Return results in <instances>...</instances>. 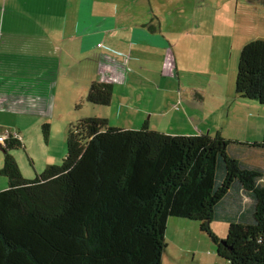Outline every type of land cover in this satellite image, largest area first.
I'll return each mask as SVG.
<instances>
[{
  "label": "trees",
  "instance_id": "16d2710c",
  "mask_svg": "<svg viewBox=\"0 0 264 264\" xmlns=\"http://www.w3.org/2000/svg\"><path fill=\"white\" fill-rule=\"evenodd\" d=\"M235 90L264 104V38L242 47ZM113 93L112 82H93L88 101L109 105ZM66 143L61 164L29 179L9 152L23 139L5 140L0 264H163L169 217L199 221L229 264H264V165L249 163L264 141L124 129L95 116L70 124ZM214 220L230 223L226 237Z\"/></svg>",
  "mask_w": 264,
  "mask_h": 264
},
{
  "label": "crops",
  "instance_id": "0c3cea01",
  "mask_svg": "<svg viewBox=\"0 0 264 264\" xmlns=\"http://www.w3.org/2000/svg\"><path fill=\"white\" fill-rule=\"evenodd\" d=\"M257 1L0 0V114L25 104L52 111L50 94L57 91L58 77L70 85L90 74L84 92L93 82L113 83L114 113L97 114L109 122L112 114L132 126L147 113L145 124L153 117L168 119L170 111L175 116V99L168 93L179 90L173 109L195 127L178 134L200 130L242 142L264 141V104L235 90L242 47L264 38V3ZM146 24L158 28L152 31ZM100 42L112 48L98 47ZM21 130L0 128V136L22 138ZM257 155L261 160L249 163L261 162L264 153ZM4 159L0 156V169ZM1 177L0 190L9 186Z\"/></svg>",
  "mask_w": 264,
  "mask_h": 264
},
{
  "label": "rangeland",
  "instance_id": "374dc122",
  "mask_svg": "<svg viewBox=\"0 0 264 264\" xmlns=\"http://www.w3.org/2000/svg\"><path fill=\"white\" fill-rule=\"evenodd\" d=\"M257 2L261 5L264 0H258ZM108 48L112 47L107 44L106 49ZM237 71L238 66L235 75ZM103 74L106 75L105 73ZM86 78L91 79L90 74L81 80L73 79L69 85L67 80L63 83V79L58 77L57 84L59 83V86H57V91H53L50 94L52 102L55 104L51 106L53 107L52 111L43 107L39 110H32L27 108V104H25L22 110L9 109L5 113L0 114V128L5 130L4 133H10L14 128L23 130L21 132L23 133L24 146L10 149L9 152L16 158L21 173L25 178H35L49 164L62 163L67 152L66 141L70 124L86 117H95L101 110H111L110 113H114L110 104L94 105L88 101L89 89L93 83L90 84L87 92L82 91V84ZM176 92L178 93H168L169 100H172L174 96V104L179 101V98H177L180 95L179 90ZM164 96L167 95L163 94L162 101L166 102ZM183 102L184 105L185 103L189 104L187 99ZM183 102L180 107L183 106ZM174 104H172L173 108ZM154 106L156 111L161 112L160 108L156 107V105ZM173 108L171 110L179 114L174 116L173 112L170 111L168 119L166 117L161 120L153 117L150 120V124H145L146 120L150 119V113L144 115L145 117L142 118L141 122L135 124V126H132L128 119L119 117L117 119L115 114H112L113 120L110 121V124L124 129H138L147 125L149 129L168 134L191 131L195 127L194 123L190 119H186L187 115L183 113L181 115L180 111H176ZM33 112L37 113V115ZM53 113L55 114L54 116H52ZM62 120H65V124ZM45 124H49L46 132L43 129ZM62 131L65 135L62 134ZM198 133H201V131L199 130ZM6 135L9 136V134ZM5 155L6 153L0 149V156L4 157ZM262 158L260 163L264 165V157ZM252 159L260 158L257 155L256 157L253 156ZM230 215L234 217L236 214L232 212ZM229 225L230 223L224 220H214L211 223L212 229L222 238L226 237ZM166 241L167 247L163 257V264H229L225 258L218 255L216 243L206 231L200 228L199 221L181 217H169Z\"/></svg>",
  "mask_w": 264,
  "mask_h": 264
},
{
  "label": "built area",
  "instance_id": "2783aa9c",
  "mask_svg": "<svg viewBox=\"0 0 264 264\" xmlns=\"http://www.w3.org/2000/svg\"><path fill=\"white\" fill-rule=\"evenodd\" d=\"M100 46H103V43L99 44ZM117 52V51H116ZM119 54H123L122 52H117ZM6 139V137H4L3 135L0 136V142H3Z\"/></svg>",
  "mask_w": 264,
  "mask_h": 264
},
{
  "label": "water",
  "instance_id": "95a60500",
  "mask_svg": "<svg viewBox=\"0 0 264 264\" xmlns=\"http://www.w3.org/2000/svg\"><path fill=\"white\" fill-rule=\"evenodd\" d=\"M0 149H2L4 151V147L0 145Z\"/></svg>",
  "mask_w": 264,
  "mask_h": 264
},
{
  "label": "clouds",
  "instance_id": "9594fccd",
  "mask_svg": "<svg viewBox=\"0 0 264 264\" xmlns=\"http://www.w3.org/2000/svg\"><path fill=\"white\" fill-rule=\"evenodd\" d=\"M7 137H8V136H7ZM6 139H7V138H6ZM6 139H5V140H6ZM5 140H4L3 142H0V143H3V144H4Z\"/></svg>",
  "mask_w": 264,
  "mask_h": 264
}]
</instances>
